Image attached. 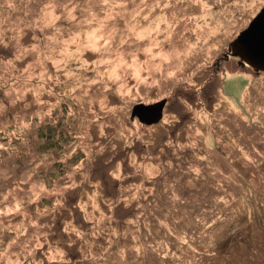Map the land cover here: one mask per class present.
I'll use <instances>...</instances> for the list:
<instances>
[{
	"label": "rangeland",
	"instance_id": "374dc122",
	"mask_svg": "<svg viewBox=\"0 0 264 264\" xmlns=\"http://www.w3.org/2000/svg\"><path fill=\"white\" fill-rule=\"evenodd\" d=\"M263 6L0 0V264H264Z\"/></svg>",
	"mask_w": 264,
	"mask_h": 264
},
{
	"label": "water",
	"instance_id": "95a60500",
	"mask_svg": "<svg viewBox=\"0 0 264 264\" xmlns=\"http://www.w3.org/2000/svg\"><path fill=\"white\" fill-rule=\"evenodd\" d=\"M232 48V56L255 70H264V6L232 42ZM164 105V100L151 105L137 104L133 106L131 115L144 124L156 123L162 117Z\"/></svg>",
	"mask_w": 264,
	"mask_h": 264
},
{
	"label": "trees",
	"instance_id": "16d2710c",
	"mask_svg": "<svg viewBox=\"0 0 264 264\" xmlns=\"http://www.w3.org/2000/svg\"><path fill=\"white\" fill-rule=\"evenodd\" d=\"M49 128H50L49 126H46V127H44V128H43V129H45L46 131H44V130L42 129V131H41V132H43V131H44V133H45V132H47V131H49V130H50ZM41 132H40V133H41ZM41 135H42V136H41L42 138H43V135H44V138H45V139H46V141L48 142V140H47L48 138H47V137H45V134H41ZM51 139H52V138H51ZM46 145H47V144H46Z\"/></svg>",
	"mask_w": 264,
	"mask_h": 264
},
{
	"label": "bare ground",
	"instance_id": "6f19581e",
	"mask_svg": "<svg viewBox=\"0 0 264 264\" xmlns=\"http://www.w3.org/2000/svg\"><path fill=\"white\" fill-rule=\"evenodd\" d=\"M234 51H233V48H232V51H231V53H233Z\"/></svg>",
	"mask_w": 264,
	"mask_h": 264
}]
</instances>
